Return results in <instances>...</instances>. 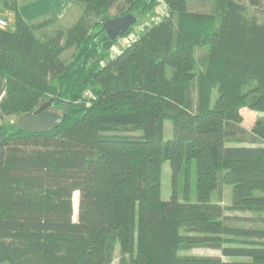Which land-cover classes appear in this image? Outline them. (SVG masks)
I'll list each match as a JSON object with an SVG mask.
<instances>
[{"label": "trees", "instance_id": "trees-1", "mask_svg": "<svg viewBox=\"0 0 264 264\" xmlns=\"http://www.w3.org/2000/svg\"><path fill=\"white\" fill-rule=\"evenodd\" d=\"M161 1L168 18L110 58L119 39L103 23L129 14L138 22L156 0H75L77 21L42 38L35 31L53 20L26 23L17 0H0L12 19L0 30V119L50 99L64 116L49 133L16 126L0 136V264H110L115 243L119 264H264V229L229 226L211 201L227 186L230 211L264 213V119L248 134L241 128L242 109L264 113V9L260 0L248 1L252 14L243 0H215L216 26L215 12L188 11L191 0ZM201 47L208 55L198 61ZM246 135L262 146H227ZM166 162L172 195L163 201ZM228 236L243 245L225 247ZM193 248L245 261L179 254Z\"/></svg>", "mask_w": 264, "mask_h": 264}, {"label": "rangeland", "instance_id": "rangeland-1", "mask_svg": "<svg viewBox=\"0 0 264 264\" xmlns=\"http://www.w3.org/2000/svg\"><path fill=\"white\" fill-rule=\"evenodd\" d=\"M122 0H117V3L119 4ZM249 0H243L244 5L247 6L248 12L250 14L256 12L253 7H251L248 3ZM260 5L262 9H264V0H260ZM160 4L156 0V6L155 8L147 13L145 16L141 17L138 19L137 24L135 27L131 30V34L139 35L142 34L146 29L158 24L160 21H163L168 18V15L165 16V13L163 10L161 11L159 8ZM216 5H215V0H194V1H189L187 3V9L188 11H194V12H203V13H213L216 11ZM77 11L75 13L79 14ZM117 7L112 8L110 11H108V16L109 17H115L117 15ZM216 13V26L218 25L219 22V11L215 12ZM1 18L7 19L4 14H0ZM77 18H73L71 20H68L67 22L59 25V24H54L52 25L53 30L46 32L48 35H45V33H42L40 31L36 30L37 35L41 36H51L54 34L55 31L58 30H66L69 27H71L76 21ZM9 22L12 23L9 19H7ZM43 20H38L35 22L42 23ZM12 26V25H11ZM36 36L37 38H42V37ZM128 41V36L125 38H120L109 50V57L112 58L115 55H117L125 46L126 42ZM65 45V43H62ZM206 50L208 51L207 47H201L197 48L195 50V57L199 61L202 59L204 56H206ZM75 54V49L74 47H69L66 49V51L63 53L61 56L64 60L70 61L73 58V55ZM167 75H170L169 69H167ZM2 95H0L1 99ZM85 98L87 100L91 99V96L88 92L85 93ZM216 99V94L213 95V101ZM242 116H243V122L241 124V128L245 130V132L248 134L250 133L252 126L254 125L256 120L259 119H264V113L256 112V111H251L249 109H242L241 111ZM18 117H7L4 119H0V136H6L10 133H13L16 131V120ZM173 131H174V126L172 125L171 122L165 121L164 122V139L168 140L173 137ZM238 138L244 139V143H236V142H230L227 144V146L230 147H258L262 146L259 143H250V137L249 135L246 136H239ZM194 175V174H193ZM193 180L190 181V193H189V199L193 203L196 201V192H195V183H194V177L192 178ZM184 180L182 178L179 179L178 181V198L182 201L183 199V186H184ZM172 195V189H171V171H170V164L169 162H166L162 166V183H161V199L163 201H168L171 198ZM73 221L77 222V215H78V193H75L73 195ZM212 203H220L221 206L225 209L224 214L228 218H232V220H228L227 224L232 227L236 228H256V229H264V223L259 222V221H250V219L254 218H262L264 219V213H254V212H237V211H230L231 207V187L224 186L220 190V195L218 193H214L211 198ZM229 240H231L233 243H228L225 244V247H234V246H239L243 245L240 244V242L243 240L242 237L239 236H228L227 237ZM261 242V241H259ZM236 243V244H235ZM238 244V245H237ZM181 256H197V257H218L221 258L223 262H244V259H234V258H225L221 255V252L218 250H213L210 248H193L188 251H181L179 253ZM120 248L117 243L114 244L113 247V253H112V261L110 264H119L120 260Z\"/></svg>", "mask_w": 264, "mask_h": 264}, {"label": "water", "instance_id": "water-1", "mask_svg": "<svg viewBox=\"0 0 264 264\" xmlns=\"http://www.w3.org/2000/svg\"><path fill=\"white\" fill-rule=\"evenodd\" d=\"M137 23V17L125 15L118 18L108 19L103 23V29L110 41L127 36ZM52 100L41 102L32 113L25 114L16 120V126L29 133L44 134L57 129L63 122L64 116L51 112ZM1 141V138H0Z\"/></svg>", "mask_w": 264, "mask_h": 264}, {"label": "crops", "instance_id": "crops-1", "mask_svg": "<svg viewBox=\"0 0 264 264\" xmlns=\"http://www.w3.org/2000/svg\"><path fill=\"white\" fill-rule=\"evenodd\" d=\"M17 9L20 17L26 23H35V21L43 19L53 20L52 23H47L37 29L45 35H48L46 32L53 30L52 25H61L68 20L79 17V14L75 13L77 11L75 0H17ZM34 34L41 36L37 35L36 31ZM205 55H208L207 50Z\"/></svg>", "mask_w": 264, "mask_h": 264}, {"label": "built area", "instance_id": "built-area-1", "mask_svg": "<svg viewBox=\"0 0 264 264\" xmlns=\"http://www.w3.org/2000/svg\"><path fill=\"white\" fill-rule=\"evenodd\" d=\"M157 1L160 4V6H159L160 10L161 11L163 10V12L165 13V16H167L168 15V11H167L166 6L163 4V2L161 0H157ZM9 26H10V22L7 19H5V18H1L0 17V30H4V29L8 28ZM129 34H131V32H129ZM129 34L127 35L128 36V41L126 42L125 46H128L138 36V35H135V34H132V35L129 36ZM127 36H125V37H127Z\"/></svg>", "mask_w": 264, "mask_h": 264}]
</instances>
